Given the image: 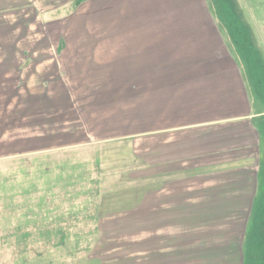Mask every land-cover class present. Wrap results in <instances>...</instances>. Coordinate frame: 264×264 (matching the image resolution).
<instances>
[{"label":"rangeland","instance_id":"obj_1","mask_svg":"<svg viewBox=\"0 0 264 264\" xmlns=\"http://www.w3.org/2000/svg\"><path fill=\"white\" fill-rule=\"evenodd\" d=\"M29 4L0 0V264H145L146 236L152 243L153 233L145 231L146 211L160 203L150 192L170 176L161 177L159 152L146 156L145 141L135 138L134 144L131 136L145 131L144 121L130 115L138 111L99 102L105 93L113 95L101 88L98 73H91L99 68L83 73L75 67L79 57L61 55L101 48L108 44L104 37L139 39L147 27L160 26L155 20L162 25L212 16L255 85L256 52L264 54V0H117L109 7L103 0H35L39 9H17ZM207 34L202 31L198 39H211ZM18 49L55 52L63 65L58 73L63 84L67 77V94L57 83L45 90L39 83L22 87L15 82L4 93V63H11L16 58L11 51ZM65 60L74 62L68 66ZM64 96L74 99V110ZM18 97L20 103L14 104ZM54 97L59 101L49 105ZM33 101L41 104L21 111L23 103ZM30 108L40 111L39 127L16 121H26L24 134L4 136L5 120L10 128V120L22 119ZM37 128L42 130L40 146L27 136L39 133ZM261 168L264 196V159ZM254 210L244 260L264 264V199ZM200 235L185 234L191 238L185 247L199 243Z\"/></svg>","mask_w":264,"mask_h":264},{"label":"crops","instance_id":"obj_2","mask_svg":"<svg viewBox=\"0 0 264 264\" xmlns=\"http://www.w3.org/2000/svg\"><path fill=\"white\" fill-rule=\"evenodd\" d=\"M103 1L109 7L110 2L114 6L117 0ZM31 2L17 9H39L35 0ZM182 20L162 25L155 20L160 26L147 27L145 36L139 39L104 37L102 41L108 44L101 48L99 45L90 52H64L61 56L79 57L74 60L75 67L83 73L90 72L92 66L99 68L91 73H98L101 88L111 89L113 94L105 93L99 102L109 103L119 111L127 110L124 106H128V111H138L139 115H130L135 121H144L145 131L131 136L134 144L137 146L139 140L135 138L143 139L146 156L159 152L161 177L170 176L159 189L150 192L152 199L160 203L146 211L150 214L145 216V231L153 233L152 243L146 236L148 252L144 263L245 264L247 223L258 199H264L260 178L264 159V54L256 52L254 85L245 67L239 65L222 40L215 18ZM202 31L211 39L199 40ZM11 52V58H16L4 63V93L6 86L15 82L22 87L39 83L45 90L57 83V88L67 94V77L64 76L63 84L58 75L63 65L61 60L56 61L55 52ZM74 61L65 63L71 66ZM68 98L62 99L74 110V99ZM19 100L18 97L14 104H19ZM56 101L59 100L54 97L48 103ZM37 103H23L20 109L24 112L26 106L41 104ZM39 113L30 108L22 119L10 120H14L10 128L6 127L9 121L4 116V136L10 131L24 134L26 121H16L28 120L35 130L41 121ZM141 113H145L142 118ZM76 121L83 122L82 118ZM41 131L35 135L27 133L36 142L34 146L41 144ZM150 193H146L145 200ZM190 233L202 237L199 243L185 247L191 238L184 235Z\"/></svg>","mask_w":264,"mask_h":264},{"label":"trees","instance_id":"obj_3","mask_svg":"<svg viewBox=\"0 0 264 264\" xmlns=\"http://www.w3.org/2000/svg\"><path fill=\"white\" fill-rule=\"evenodd\" d=\"M67 136H74V135H71V133H67ZM102 218V216H100Z\"/></svg>","mask_w":264,"mask_h":264}]
</instances>
